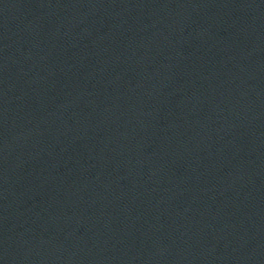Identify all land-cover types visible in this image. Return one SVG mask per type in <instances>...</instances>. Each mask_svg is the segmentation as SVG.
Masks as SVG:
<instances>
[{
    "label": "water",
    "instance_id": "obj_1",
    "mask_svg": "<svg viewBox=\"0 0 264 264\" xmlns=\"http://www.w3.org/2000/svg\"><path fill=\"white\" fill-rule=\"evenodd\" d=\"M0 264H264V0H0Z\"/></svg>",
    "mask_w": 264,
    "mask_h": 264
}]
</instances>
